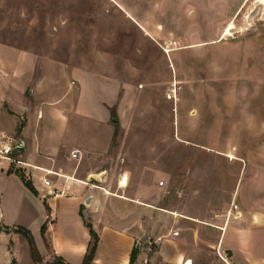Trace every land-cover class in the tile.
I'll list each match as a JSON object with an SVG mask.
<instances>
[{"label":"rangeland","instance_id":"obj_1","mask_svg":"<svg viewBox=\"0 0 264 264\" xmlns=\"http://www.w3.org/2000/svg\"><path fill=\"white\" fill-rule=\"evenodd\" d=\"M0 44L126 86L106 122L109 148L81 163L96 173L83 180L100 198L92 221L137 233L144 259L136 254L134 264H167L157 255L167 234L178 244L177 264H264V0H0ZM63 79L74 84L69 71ZM86 116L69 114L68 137L78 121L93 132ZM18 117L17 128L25 120ZM15 168L30 181L37 170ZM3 203L0 230L22 226L13 224L10 197ZM42 223L27 227L40 255ZM208 223L228 224L225 246L213 244L220 232ZM12 259L37 264L15 230L0 234V264Z\"/></svg>","mask_w":264,"mask_h":264},{"label":"crops","instance_id":"obj_2","mask_svg":"<svg viewBox=\"0 0 264 264\" xmlns=\"http://www.w3.org/2000/svg\"><path fill=\"white\" fill-rule=\"evenodd\" d=\"M59 67L61 69L56 70L55 66H52L49 56H39L26 49L0 44V106L4 103L10 106L11 111H2L0 108V138L4 135L21 146L20 157L29 164L24 168L34 166V169L55 171L48 174L51 182V187L48 188L41 182L40 170H30L29 178L36 190V193H32L15 172L0 170V209L4 208V200L10 197V207L17 210L13 224L33 228L40 219L41 223H45L44 236H41L37 243L43 260L49 256H60L67 264H81L91 239L84 222L88 221L98 234L93 264H128L131 251L136 248L137 233H133L130 226H99L92 221V210L97 207L100 198L97 189L83 180L96 173L91 170L90 164L83 161L81 163L89 154L109 148L110 132L105 128L106 122L110 118L112 106L118 104L119 90L121 96L124 95L126 86L119 80H104L77 65L61 62ZM52 68L57 75L60 73L58 82L53 80ZM68 71L74 79V84L60 80V77L68 75ZM62 99L65 100V106L60 107ZM73 110L79 117H87V111L89 112L94 121L91 125L93 132L80 128L78 121L73 125L68 137L69 114ZM18 114H24L25 120L17 128ZM102 124L105 125L104 128L100 127ZM100 129L104 132L103 135ZM75 149L79 152V159L70 156V152ZM74 161H79L85 166L82 169L80 166V170L78 167L74 169ZM67 165H71L70 168ZM33 177L37 178L36 182ZM80 180L84 183L79 182ZM53 188L62 193L51 194ZM106 193L127 199L117 193ZM87 197L90 198L88 204L85 203ZM171 214L191 221L196 220V217L175 211ZM8 223L5 222L4 225L11 224ZM207 225L214 227L211 223ZM227 225L214 227L220 232L213 241L216 247L225 246ZM5 233L0 230V234ZM176 234L178 232L174 230L172 235ZM159 239L160 251L157 255L162 257V261H165L163 263L177 264L180 260L178 244L172 237L169 238L168 234L161 235ZM140 246L139 244V248ZM137 254L138 259H144L142 254ZM154 259L150 257V264H156ZM187 259L189 257L184 259L185 264L188 261L192 264L190 259Z\"/></svg>","mask_w":264,"mask_h":264},{"label":"trees","instance_id":"obj_3","mask_svg":"<svg viewBox=\"0 0 264 264\" xmlns=\"http://www.w3.org/2000/svg\"><path fill=\"white\" fill-rule=\"evenodd\" d=\"M112 112V111H111ZM113 112L111 113L112 116V121L114 122V124H116V118H114L113 116ZM7 173H11V170H8ZM15 174L20 178L21 182L23 183V185L30 190L32 193H36L35 188L33 187L32 182L25 178L24 174L22 172H15ZM81 214V212H80ZM85 225L87 226L88 230H89V234L91 236V239L89 241L88 244V249L86 251V253L83 256V260L81 264H93V257H94V253L97 247V243H98V234L96 233V231L93 229L92 225L90 222L88 221H84ZM9 230H15V231H20L22 234H24L27 238H28V242H29V246H30V255L33 258L34 262L37 264H41V260L42 257L39 254L33 240L32 237L29 233V230L26 227L23 226H14L13 228L10 229L9 226H4V231H9ZM40 232L42 234V236H44L45 233V223H43L40 227ZM138 250L136 248H133L130 254V258H129V263L128 264H134V261L136 259V254H137ZM54 262H52L51 264H66L63 259L60 256H54ZM11 264H15V260L12 259L11 260ZM50 264V263H49ZM149 264V263H146Z\"/></svg>","mask_w":264,"mask_h":264},{"label":"built area","instance_id":"obj_4","mask_svg":"<svg viewBox=\"0 0 264 264\" xmlns=\"http://www.w3.org/2000/svg\"><path fill=\"white\" fill-rule=\"evenodd\" d=\"M176 92V88L172 87L167 94L168 98H174ZM18 146H20L17 142H15L13 139H10L9 137H6L4 135L1 136L0 138V169L5 168L6 170H15L16 166H27L26 162L21 160L19 157L21 155L20 150L18 149ZM70 156L75 159H79L80 155L78 150H72L70 152ZM33 168H36L32 166ZM40 171L44 172V175L41 176V182L43 183L44 186L50 188L51 187V182L50 180L46 177L48 174L55 173V171L50 170V169H43V168H37ZM51 194L53 195H58V193H62V191H59L56 188H53L52 191H50ZM233 208H236L237 206L235 204H232ZM231 210L227 212V216H229Z\"/></svg>","mask_w":264,"mask_h":264},{"label":"water","instance_id":"obj_5","mask_svg":"<svg viewBox=\"0 0 264 264\" xmlns=\"http://www.w3.org/2000/svg\"><path fill=\"white\" fill-rule=\"evenodd\" d=\"M18 149L21 151V149H22L21 146H18ZM97 179H98V178H97ZM89 202H90V198L87 197L86 200H85V203L88 204ZM139 244H140V243L137 242L136 245H135V247H136V248H139Z\"/></svg>","mask_w":264,"mask_h":264},{"label":"bare ground","instance_id":"obj_6","mask_svg":"<svg viewBox=\"0 0 264 264\" xmlns=\"http://www.w3.org/2000/svg\"><path fill=\"white\" fill-rule=\"evenodd\" d=\"M190 262L188 261L187 264H189Z\"/></svg>","mask_w":264,"mask_h":264}]
</instances>
